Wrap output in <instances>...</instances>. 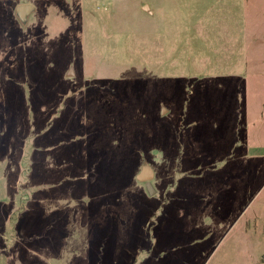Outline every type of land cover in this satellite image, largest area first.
<instances>
[{"label":"rangeland","instance_id":"374dc122","mask_svg":"<svg viewBox=\"0 0 264 264\" xmlns=\"http://www.w3.org/2000/svg\"><path fill=\"white\" fill-rule=\"evenodd\" d=\"M0 264H264V0H0Z\"/></svg>","mask_w":264,"mask_h":264},{"label":"water","instance_id":"95a60500","mask_svg":"<svg viewBox=\"0 0 264 264\" xmlns=\"http://www.w3.org/2000/svg\"><path fill=\"white\" fill-rule=\"evenodd\" d=\"M33 10H34V5L30 3H22L16 7L17 15L22 21H26L28 15ZM154 175L155 172L148 163H144L141 167L140 172L137 174V180L145 184V187L150 195H153L156 192V189L152 183Z\"/></svg>","mask_w":264,"mask_h":264}]
</instances>
